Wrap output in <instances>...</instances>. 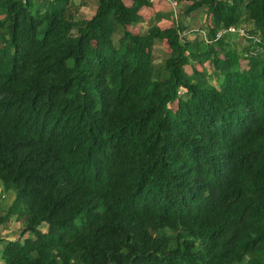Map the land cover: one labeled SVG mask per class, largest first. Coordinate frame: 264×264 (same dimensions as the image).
Returning <instances> with one entry per match:
<instances>
[{"label": "trees", "instance_id": "obj_1", "mask_svg": "<svg viewBox=\"0 0 264 264\" xmlns=\"http://www.w3.org/2000/svg\"><path fill=\"white\" fill-rule=\"evenodd\" d=\"M40 1L0 0V224L22 226L4 264H264V0H171L212 16L197 54L184 26L128 30L149 0L84 21ZM244 19L247 70L216 40Z\"/></svg>", "mask_w": 264, "mask_h": 264}, {"label": "rangeland", "instance_id": "obj_2", "mask_svg": "<svg viewBox=\"0 0 264 264\" xmlns=\"http://www.w3.org/2000/svg\"><path fill=\"white\" fill-rule=\"evenodd\" d=\"M126 2H129L128 0H125ZM35 2V9H39L42 4H41V1L40 0H34ZM181 6H184L181 5ZM176 7L175 5V2L174 1H164V0H154V3L146 8H143L140 10V15L142 16L143 18V21L141 24L139 25H136V26H131V27H128V30L130 32H132L134 35H143L145 34L151 27H159L161 28L162 30H164L165 28H167V24H165L164 20H163V15H159V11H163L165 9V11H163L162 14L164 15H167L168 14V18H169V15H171V13H173V9ZM71 8V12L73 15L76 16V18L78 20H89L93 17V15L95 14V11H96V3H95V0H72V4L70 6ZM178 9V8H177ZM170 10H172L170 12ZM170 12V14L168 13ZM208 12V9H206V7H204L203 9L199 10L198 14L199 15V20L202 21L204 20L203 18V14L207 13ZM211 16V14H210ZM212 17V16H211ZM172 20V19H171ZM169 20V21H171ZM173 22H176V18H175V15H174V18L172 20ZM243 24L244 25H247V23L250 24V22H248V19H244L243 20ZM181 24L184 25L183 22H180ZM187 23V21H186ZM180 24V25H181ZM209 24V22H208ZM208 24H206L204 26V29L205 30H208L207 29V26ZM204 25V23H203ZM251 25V24H250ZM185 27V26H184ZM250 27V26H249ZM252 27V25H251ZM197 28H201L200 26H198ZM186 29V27H185ZM204 34L202 32L200 33H196V38L195 40L192 38V36H190L192 39L189 41V40H185V41H188V42H201L203 41L201 39L200 36H203ZM231 41H232V44L235 45V48H236V51L239 52L241 54V66H240V69L241 70H247L248 69V61L245 57L246 55V52H245V47L240 46L241 42H237V38L235 36H231V37H228ZM193 43H190L191 44V48L194 49L195 51L192 53V54H197L198 52V46H196L197 44H193ZM244 45L248 47L247 43L245 41H243ZM182 44H184V42H182ZM215 49H217L215 46H213ZM196 52V53H195ZM171 53V50L169 49V46L167 44V41L166 40H157L156 43H155V46H154V63L156 65H161L165 62V60L168 58V56L170 55ZM221 58H224L223 55H221ZM190 67L187 66L185 68L186 72H189V74L193 75V72L194 70H198L200 73L204 74V75H207V77L210 75V73L213 72L214 70V66L211 62H205L204 64H199V62L195 59H191V62H190ZM192 67V69H191ZM210 83L212 85H217L216 82L214 80H210ZM170 108H172L173 111H176L177 109V103H175V105L171 106ZM0 204L1 205H5L6 202H5V199H2L0 197ZM22 228H20L19 232L17 233L18 237H20V232H21ZM11 235L13 234H9V235H6V236H1V231H0V239L1 237H6V238H10ZM27 236V235H26ZM25 236V237H26ZM2 242H5L7 243L8 242V239H3ZM3 252H0V255H2ZM252 256L250 255H246L245 256V261H248L249 259H251Z\"/></svg>", "mask_w": 264, "mask_h": 264}, {"label": "crops", "instance_id": "obj_3", "mask_svg": "<svg viewBox=\"0 0 264 264\" xmlns=\"http://www.w3.org/2000/svg\"><path fill=\"white\" fill-rule=\"evenodd\" d=\"M123 1L126 4V6L132 7L133 2L131 0H128L129 2H126L125 0H123ZM166 1L169 2L171 0H166ZM149 3L152 5L154 3V0H149ZM183 4H184V6H181ZM175 5H176V7L173 9V13H171V15H169V18H168V14L167 15L162 14L163 11H165V9L163 11L160 10L158 12L159 15H163V20H164L165 24L168 23L167 26H166L167 28H165V29L171 28L174 24H178V26H180V27L185 26L186 29L183 32V34H185V36H184L182 42H185V40H189L190 41L192 38L195 40L196 33H200V32H202V33H206L207 32V36H208V30H205L204 26L206 24H208V22H209V24L207 26V29L211 28L210 25H211V22H212L211 21L212 17L210 16V13L207 12V13L203 14L204 15L203 16L204 20L200 21L199 20V15H198V14H200V13H198L199 10L203 9L205 6L201 7L199 10L191 13V15L189 17H186L185 16V11L187 10L188 7L193 5V2L192 1L175 2ZM144 8H146V7H144ZM206 9H207V7H206ZM171 11L172 10H170V12ZM170 12H168V13L170 14ZM174 15H175V18H176V22L172 21L173 18H174ZM169 20H171V21H169ZM142 21H143V18L141 20V23H142ZM186 21H187V23H186ZM180 22H183L184 25L181 24ZM141 23H139V24H141ZM203 23H204V25H203ZM247 24H248V26L244 25V24H241V26L242 27L251 28V25L249 23H247ZM198 26H200L201 28H197ZM129 27H131V26H129ZM190 36H192V38ZM200 37H201L202 40L206 41L203 36H200ZM237 42H241V44H240L241 48H242V46H244L245 49H246V46L244 45V43H243V41L241 39L237 38ZM190 43H193V42H190ZM190 66L191 65H189V67ZM191 69H192V67H191ZM187 73L189 74V72H187ZM189 75H191V74H189ZM2 191H3L2 190V185L0 184V196H1V198H5V202H6V204L3 205V207L7 208L8 206H10L13 203L14 194L11 192V193H7V194L3 195ZM0 216H4V215H2L0 213ZM20 228H21V224L19 222H17L14 218H11L9 221H6V222L0 224L1 236H6V235H9V234H13V235H11L10 238L1 237V239H0V252H3V250L6 247L7 243H9L11 241L13 242V241H15V240H17L19 238L17 233L19 232ZM27 236H28V234H27ZM27 236L24 237V238H27ZM3 239H8V242L7 243L2 242ZM0 264H4V262L2 260V255H0Z\"/></svg>", "mask_w": 264, "mask_h": 264}, {"label": "built area", "instance_id": "obj_4", "mask_svg": "<svg viewBox=\"0 0 264 264\" xmlns=\"http://www.w3.org/2000/svg\"><path fill=\"white\" fill-rule=\"evenodd\" d=\"M203 34V37L208 43H213L212 41H209L207 32ZM184 36L185 34L181 35L182 38H184ZM224 36H235L236 38L244 40L246 43L247 41H249L253 46L260 43V39L256 36V34H250L249 29L244 27L231 26L227 29H223L217 33L216 40H219ZM258 53L259 50H255V48L253 47V49L246 53L245 57L247 60H249L251 57H256Z\"/></svg>", "mask_w": 264, "mask_h": 264}, {"label": "clouds", "instance_id": "obj_5", "mask_svg": "<svg viewBox=\"0 0 264 264\" xmlns=\"http://www.w3.org/2000/svg\"><path fill=\"white\" fill-rule=\"evenodd\" d=\"M242 27V26H241ZM244 28H247V27H244ZM248 29V28H247ZM249 51H246V53H248ZM247 61H249V60H247ZM1 184V183H0ZM2 185V184H1ZM2 190H3V185H2ZM2 194L3 195H5V194H7V193H5L4 192V190L2 191ZM1 197V196H0ZM2 199H5V198H2ZM15 219V218H14ZM16 220V219H15ZM17 221V220H16ZM21 228H22V226H21ZM19 239V238H18Z\"/></svg>", "mask_w": 264, "mask_h": 264}, {"label": "bare ground", "instance_id": "obj_6", "mask_svg": "<svg viewBox=\"0 0 264 264\" xmlns=\"http://www.w3.org/2000/svg\"><path fill=\"white\" fill-rule=\"evenodd\" d=\"M245 153V152H244Z\"/></svg>", "mask_w": 264, "mask_h": 264}]
</instances>
